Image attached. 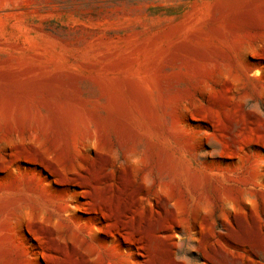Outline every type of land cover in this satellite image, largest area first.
I'll return each mask as SVG.
<instances>
[{
    "label": "rangeland",
    "instance_id": "1",
    "mask_svg": "<svg viewBox=\"0 0 264 264\" xmlns=\"http://www.w3.org/2000/svg\"><path fill=\"white\" fill-rule=\"evenodd\" d=\"M0 264H264V0H0Z\"/></svg>",
    "mask_w": 264,
    "mask_h": 264
}]
</instances>
